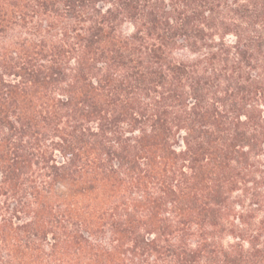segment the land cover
Instances as JSON below:
<instances>
[{
  "label": "trees",
  "instance_id": "1",
  "mask_svg": "<svg viewBox=\"0 0 264 264\" xmlns=\"http://www.w3.org/2000/svg\"><path fill=\"white\" fill-rule=\"evenodd\" d=\"M0 264H264V0H0Z\"/></svg>",
  "mask_w": 264,
  "mask_h": 264
}]
</instances>
